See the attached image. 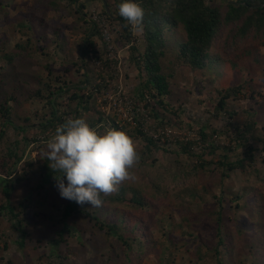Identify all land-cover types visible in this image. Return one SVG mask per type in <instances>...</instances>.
I'll list each match as a JSON object with an SVG mask.
<instances>
[{"label": "rangeland", "instance_id": "obj_1", "mask_svg": "<svg viewBox=\"0 0 264 264\" xmlns=\"http://www.w3.org/2000/svg\"><path fill=\"white\" fill-rule=\"evenodd\" d=\"M105 1L110 13L119 10L123 2ZM207 1L223 11L226 8L224 0ZM80 5H85L88 20L94 21V27L100 31L93 38L96 53L85 58L86 66L93 76L102 75L109 82L107 89L94 92L98 97L96 104L83 119L87 122L98 112L103 114L102 122L95 127L99 133L117 130L114 124L135 129L142 123L145 132L158 141L157 148H148L145 141L127 134L134 141L139 157L130 169L133 178L143 174L147 183L158 182L167 187V196L156 209L141 210L143 219L155 248L172 238L178 241L171 249L175 262L196 264L193 254L187 252V242L192 241L189 231L206 236L208 241L217 239L211 221L182 227L183 214H191L188 218L192 219L196 214H209L220 209L222 200L224 205H230L231 210L223 216L232 227V218L233 222L240 223L252 219L256 213V192L264 187V150L256 140L264 138V47L260 40L249 38L235 49L233 28L224 27L212 48L213 55H220V66L211 62L210 67L199 71L177 67L172 94L164 99L167 108L159 110L166 125L158 129V122L150 115L156 102L148 93L145 98L141 97L144 79L132 62L133 55L137 57L145 50L144 29L134 30L127 22L129 30L124 31L113 16L105 15L107 9L101 0H81ZM88 31L90 25L80 20L71 0H0V104L8 100L13 123L25 129L21 133L9 127L5 140L0 141V165L16 141L21 142L22 157L12 178H6L0 166V177L13 186L11 204L21 223L18 227L13 218L1 213L0 264H159L152 250L139 258V246L127 252L121 243L96 233L81 218L65 222L63 210L67 199L61 198L57 181L42 184L37 159L46 153L55 135L53 131L42 134L39 127L50 113L49 90L45 85L50 84L52 91L60 87L73 90L85 81V67L79 71L78 66L83 62L81 46ZM133 47L139 52L133 54ZM250 49L251 54L246 53ZM8 55L13 56L12 61ZM258 55L260 63L255 61ZM97 82L103 83L99 79ZM238 86L242 87L237 97L229 99L227 110L218 114L215 108L219 94ZM90 87L89 83L83 85L86 95L92 92ZM37 89H42L41 96L36 97ZM72 90L59 95L60 112L69 110L70 105L75 107L70 102ZM249 123H255V140L248 142L256 151L254 162L244 171L229 172L220 164L225 150L218 149L211 155L207 149L224 145L231 149L227 152L234 160V152L244 153L248 147L239 146L242 141L237 130H244ZM2 124L0 117V130ZM202 133L208 136L206 142ZM177 141L191 143V154H184ZM197 165L202 166V174L194 171ZM183 170L188 175L182 176ZM5 202L0 182V207ZM67 225L71 227L70 232L65 231L67 242L56 244L58 231L66 230ZM261 238L264 239V230ZM66 255L70 259L61 261L59 257ZM207 256L201 264H216L209 253ZM241 260L242 264H258L251 255L241 256Z\"/></svg>", "mask_w": 264, "mask_h": 264}, {"label": "trees", "instance_id": "obj_2", "mask_svg": "<svg viewBox=\"0 0 264 264\" xmlns=\"http://www.w3.org/2000/svg\"><path fill=\"white\" fill-rule=\"evenodd\" d=\"M224 1L226 2V8L223 11L217 5H210L207 0H136L145 12L142 28L144 29L146 47L143 54L139 53L137 57L132 56V62L136 66L139 76L144 79L141 86V97L145 98V94L148 93L156 102L157 106L153 107L150 112L151 117L158 122L156 128L160 129L163 125H166L165 119L160 115L159 110L167 108L164 99L172 94L171 85L177 74L178 66H186L194 71L210 67L211 62L217 67L220 66V55H213L212 48L219 32L224 27L233 28V48L236 49L239 43L249 38L260 40L261 46L264 47V0H232L235 4ZM80 2L81 0H71L80 20L90 25V31L86 35L85 43L81 46L83 62L78 66L79 71L82 70L83 66L85 67V81L81 83V86L73 87V90L72 87H60L58 90L52 91L50 84L45 85L49 90L48 104L50 113L46 115L47 117H44V121L39 125L42 134H47L49 131L56 132V129L65 124L70 116H72L71 119L73 120L83 119V116L92 110V105L96 104L98 97H95L94 92L109 87L107 79L102 75L97 76L94 74L93 76V72L86 66L85 58L92 52L96 53V43L93 38L100 31L94 27V21L88 20L84 12L85 5H80ZM111 12L106 13L105 11L104 13L108 17L113 16V19L120 22L124 31L127 32L129 30V26L126 25L128 21L119 16V10ZM16 48H20V45H17ZM132 51L133 54L139 52L136 47H133ZM246 53L251 54V49ZM7 58L9 61L13 60L11 55H8ZM255 61L261 62L259 55L255 58ZM98 79L103 83L99 84L97 82ZM88 83L91 84L92 92L86 95L83 85ZM241 87H232L219 94L220 100L215 108L218 114L227 110V101L231 98H236ZM68 90L73 91L70 102L75 104V107L71 108L70 105L69 110L60 112L59 95L64 94V92L67 94ZM41 94L42 89H37L36 97L41 96ZM56 96L57 98L55 99ZM12 116L9 101L1 103L0 117L3 119V124L0 130V141L5 140L6 130L9 127L21 133L25 132L24 127H18L13 123ZM102 119L103 114L98 112V115L91 118L87 123L95 128L102 122ZM138 125L135 129H127L124 126L120 128L116 124H114V127L118 131H123L128 135L145 141L148 148H157L158 141L145 132L146 129L142 123ZM237 128L240 129L239 127ZM254 131L255 123H249L240 132L237 130L239 141H242L239 146H247L250 139L255 140ZM202 136L206 142L208 136L204 133H202ZM256 140L263 145L264 150V138L259 139L257 137ZM245 141L246 143H244ZM177 142L184 154H191L189 148L191 143ZM20 145L21 142L16 141L2 158L0 166L6 178L13 177L16 166L22 160L19 154ZM218 149H224L226 152L223 158H220V164L229 172L244 171L254 162V153L256 151L252 145H248L244 153L234 152L233 155L236 157L234 160H231L230 153L227 152L231 151V149L224 145L220 146V148L209 146L207 150L211 155H215ZM51 163L45 154H41L37 159L38 169L42 176V184H54L57 181L56 179L62 178V174L59 171L51 168ZM202 169V166H194V171L197 174H200V172L202 174ZM185 175L188 174L183 170L182 176ZM145 177L143 174L139 175V177L122 182L110 194L102 193L101 199L103 202L99 207H92L89 203L80 205L74 201L67 200L63 210V218L67 223L75 217L83 219L89 228L107 239H114L121 243L127 252H132L135 245L139 246L141 249L139 258L147 255L152 250L156 254L159 264H177L173 258L175 254L171 249L177 246L178 241H174L172 238L167 243L159 241L161 242V247L155 248L151 239V232L146 228L141 211L148 207L156 209L160 201L167 196V187L158 182L147 183L144 179ZM180 178L181 172L178 179ZM0 182L3 185V192L6 198L5 204L0 207V215L3 212L6 213L14 219L16 226L19 227L21 225L19 215L16 212V208L11 204L13 186L7 179H2L1 177ZM257 190L256 193L258 195L256 194L255 196L258 201L257 209L254 210L256 213L252 215V219H244V221L237 223L233 222L231 217L232 227L228 226L229 224L223 216L224 212L230 209V205H224L222 200L219 201L220 209L213 210L209 214L208 212L196 214L193 219L188 218V215L191 214H183L185 221L181 225L182 227L186 224L201 225V222L211 221L212 232L215 233L217 239V241H208L206 236H198L194 230L189 231L192 241L187 242V252L193 254V261L196 264L203 263L208 257V253L216 264H242L241 256L250 255L253 256L258 264H264V239L261 238V231L264 230V187H260ZM66 228V230L58 231L59 240L56 244L67 242L65 231L70 232L71 227L67 225ZM21 246H23V243H21ZM170 256H172L171 259ZM59 258L65 262L70 259L69 255L60 256Z\"/></svg>", "mask_w": 264, "mask_h": 264}, {"label": "clouds", "instance_id": "obj_3", "mask_svg": "<svg viewBox=\"0 0 264 264\" xmlns=\"http://www.w3.org/2000/svg\"><path fill=\"white\" fill-rule=\"evenodd\" d=\"M144 14L136 0L119 4V16L134 30H143ZM45 155L51 168L62 174L56 179L61 198L92 207L101 206L102 193L110 194L133 178L130 169L139 159L134 141L125 132L110 129L99 133L82 118L70 119L57 128Z\"/></svg>", "mask_w": 264, "mask_h": 264}, {"label": "water", "instance_id": "obj_4", "mask_svg": "<svg viewBox=\"0 0 264 264\" xmlns=\"http://www.w3.org/2000/svg\"><path fill=\"white\" fill-rule=\"evenodd\" d=\"M105 6V8L107 9V12L110 13L109 9H108V5H107V2L105 0H101ZM228 1V3L230 4H235V2H233L232 0H226Z\"/></svg>", "mask_w": 264, "mask_h": 264}]
</instances>
